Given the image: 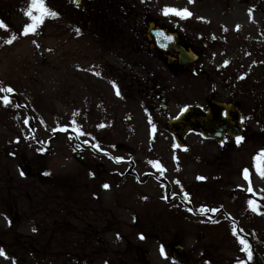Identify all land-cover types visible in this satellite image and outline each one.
I'll return each mask as SVG.
<instances>
[{
  "label": "rangeland",
  "instance_id": "1",
  "mask_svg": "<svg viewBox=\"0 0 264 264\" xmlns=\"http://www.w3.org/2000/svg\"><path fill=\"white\" fill-rule=\"evenodd\" d=\"M130 3L139 13H147L153 19L171 25L187 42L188 28L197 29L198 24H201V29L205 28L203 22L213 21L216 28L224 23L226 29L242 32L243 41L238 44L247 46L249 50L238 53L241 60L246 61L243 64L245 69H240L239 75L242 79L238 87L241 93L235 97L240 108L246 110L244 118L247 123L241 141L253 142L254 147L250 146L252 151L258 147L264 149L261 146L264 145V118L259 120L255 112V108L261 106L264 117V54H261L264 52V0H249L247 3L242 0H130ZM29 4L30 0H0V21L7 25L0 26V86L14 89L11 93L0 92V96L10 97L7 105L0 100V248L6 253L0 255V264H146L144 255L148 264H180L171 256L170 244L175 241L188 252V260L182 264H240L244 245L227 227H207L194 221L184 223L179 218L172 222L163 211L183 210L172 209L168 205L167 208L163 202H157L153 195L160 191H156L152 182L137 186L123 179L105 189L102 177L105 174L101 173L100 167H91L89 171L75 160L72 152L81 150L80 147L87 148L82 150L83 163L93 164L97 158L98 162L112 169L113 164L108 166L110 158L106 153L114 158L134 154L140 162L153 156L171 163L168 176L183 179L177 175L186 171L177 170L174 160L181 157L183 166L187 158L169 149L173 140L167 130L161 129L164 134H160L158 144L157 140L151 145L146 144L151 139L147 133L143 134L147 127L139 126L145 117L135 118L133 113L128 118L130 109H122L123 102L114 101L108 93L106 96L96 85V80L90 78L91 62L103 64L118 60L116 53L101 47L99 37L87 34L77 37L70 30L74 19L57 15L52 16L56 20L53 25L45 22L51 17L49 15L35 32L23 35V27L30 19L25 14ZM165 6L187 8L192 15L186 18L165 15L162 11ZM193 35L195 40L201 41L195 33ZM10 39L12 42L8 43ZM98 71L103 70L99 68ZM256 76L260 81H256ZM98 83L101 87L104 85V82ZM205 85L200 75L188 80V98L182 103L205 108L206 89H210ZM225 88L226 85L221 84L216 89ZM97 93L101 96H96ZM227 95V92L223 94ZM172 102L170 116L180 107L177 100ZM36 114L43 122L34 119ZM235 141L226 136L223 143H218L195 131L188 134V166L185 168L189 174L188 192L193 189L199 195H194L198 201L196 206H201L198 198H201L202 185L206 186L199 177L209 178L205 193L214 204L228 203L232 193L243 190L238 172L243 164L250 161V156L245 154L244 148L239 152ZM121 142L128 144L116 146ZM90 146L97 147V153ZM21 158L32 163L36 172L43 170L48 177L44 181L38 173L35 177H28ZM119 167L114 168H122ZM21 170L24 175H21ZM253 174V187L264 198L261 177H257L255 172ZM213 175H218V178H213ZM93 177L98 178L93 213L75 211L71 202L84 197L85 183L92 182ZM44 193L63 196L53 206V216L60 221L65 218L74 222L73 229L58 228L49 215L47 225H36L40 216L35 214L37 208L31 206L28 196L39 195L38 201L42 202ZM142 193L148 194L149 198L142 197ZM16 201L25 212L31 208L34 215L32 219L24 218L21 226L12 230L16 223ZM146 207L151 209L150 216L163 217V212L166 217L155 223L148 217ZM45 228L46 236L54 238L53 242L59 243L57 248L64 249L65 253L89 252L87 241L91 237L96 241L94 252L101 256L96 260L81 261L28 258V253L41 246L38 242ZM199 231L204 232L203 238ZM243 231L251 234L247 229ZM140 233L145 239H140ZM19 236H22L21 240ZM79 239L82 240L79 242ZM258 243L254 240L255 246ZM161 245L166 255L161 254ZM30 246L34 248L30 249ZM261 256L263 260L264 255Z\"/></svg>",
  "mask_w": 264,
  "mask_h": 264
},
{
  "label": "flooded vegetation",
  "instance_id": "2",
  "mask_svg": "<svg viewBox=\"0 0 264 264\" xmlns=\"http://www.w3.org/2000/svg\"><path fill=\"white\" fill-rule=\"evenodd\" d=\"M66 1H68V4L65 11H70L76 18L74 28L70 30L75 32V34H77V30H79V35L89 34L101 37L102 39L100 42L102 47L109 50L110 53H116L118 56L117 61L103 62V64L101 62H91V68H89L90 78L99 80V82L104 79V83L108 85L106 90L109 91L108 94L110 96H112V93L116 94V89L118 88L121 94L119 96L116 94V98L123 102L122 109H130L128 118H130L133 113L145 117V119H142L143 123L141 122L139 124L140 127L146 126L147 128L151 127L154 128V130H158V127L162 126L163 123H168L172 118L169 116L172 106L171 102L173 100L183 101L188 98V80L194 77L193 75L197 72V61L189 64L185 63L183 61L182 51L174 46H170L166 50H159L156 45L151 46V42L145 34L148 24L152 21H154L155 26L163 24H160L158 20L149 18L147 14H140L132 6L130 0H83L81 4H76L73 0ZM164 26L168 27L166 25ZM168 30H170L169 27ZM194 33L201 41H197L193 38ZM179 39V42L185 49H193L198 55L200 66L199 73L201 74L204 84L213 85V87L221 84L226 85V88L220 91L207 88L208 103L211 98L219 102L234 103L240 109L242 117H246V110L241 109L239 104L235 101V97L240 96L241 93L238 88L241 84V78L238 77L236 71L238 63L240 62L238 53L240 49L247 48L245 45L238 44L241 41V35L236 34L234 31L217 29L214 24H210L202 29L188 28V42L183 39L182 35L179 36ZM225 61H228V63L225 64ZM99 68L103 71L99 72ZM97 72L102 76L98 77V75H96ZM113 82H115V86ZM225 92H227V96H223ZM185 105H188V103ZM255 110L257 118L262 120L264 118L262 108L260 107L259 112L257 109ZM245 122L247 123V121ZM187 136L188 132L185 138ZM250 146L254 147V143H242V141H240V143L237 144L239 152L244 148L245 154L250 156V161L243 164L238 172L240 179L243 181V190H237L239 191L238 193H232L229 196L228 203L225 204L223 202L214 204L212 200H208L206 197L201 198L202 203L206 204L209 208H205L206 210L202 212H195L196 216H193V218H188V213L185 212L181 218L184 223H191L194 221L200 225L203 223L207 227H212L221 223L247 228H252V226L255 227L261 224H263L261 226H264V198L262 195L256 197L257 195L255 193L252 194V191H248V181L252 183V177L254 175V159L260 152L257 150L259 147L252 151ZM261 146L263 147L264 145L262 144ZM188 150L187 140L183 151V155L187 158L185 165L182 166L181 157L174 160V166L177 170L183 171V169H185L186 171L185 173L177 175L178 178L183 179H177L179 181L176 185L177 188H175L177 194L171 199L177 208L179 204L188 207V203L180 197L182 195V190L188 192V169L185 168L188 166ZM157 161L159 162V159ZM160 162L163 166L155 167V169L154 165L156 164H153L152 160L140 163V165L134 162L131 165L133 168L130 171V167L126 163V159H124L122 163L125 164L126 168L122 176L131 177L138 182L150 180L151 178L152 180L156 179L159 182H163L162 176L170 170L171 163L162 160H160ZM261 162L264 171V157H262ZM83 165L84 168L86 166L89 171L91 167H100L101 171L107 175L108 180L110 179L111 181L113 177L118 176V173H114L111 168L106 167L103 163L94 162L93 165L91 163H84ZM245 168L248 169V181L245 180L244 176L245 173L243 170ZM128 169L132 174H125ZM147 170L152 172L145 175V179H141V175H144V171ZM153 170H155V172H153ZM37 173L41 175L43 181L48 177L43 170L29 173L28 176L34 177ZM262 176L264 177V175ZM82 180H84V178ZM209 181V178H207L205 182L207 187L206 191H208ZM203 186L205 187L204 184ZM84 187L86 189L83 194L84 197H78L75 203H71L74 204L75 211H85V214L93 213V207L96 203L95 184L89 181L85 183ZM169 189L170 192H172L174 188L171 186ZM190 191L194 193L193 189ZM197 195L198 194H196V196ZM38 196L39 195L28 196L32 204L31 206L37 208L35 209V214H37V217L38 215L40 216V219H38L39 222H37L36 225H47V218L49 215L53 217L52 223L56 224L58 228H68L69 230L72 223L66 221L64 218H62L61 221L58 220V217L53 216L52 211V209L55 208L53 206H56L63 196L57 193L49 196L44 193L41 197L42 202L38 201ZM191 196L192 195L187 193V201L190 200ZM251 197H255L254 199L259 206L258 211L249 208L248 200ZM37 202L40 205L37 204ZM196 202L197 201L194 199L193 205L189 206H191L192 209L197 207ZM63 207H65V205H63ZM213 207H219L217 214L213 215L212 211H210ZM228 208H232L231 212L234 215L232 219L227 216ZM15 209L16 223L12 230H14L15 226L19 228L24 218L32 219L34 215L31 208L25 212L17 201L15 203ZM169 214L170 216H168V219L172 222L175 221L176 215H171L173 214L172 212ZM189 219L191 221H188ZM208 219L212 220L210 221ZM75 221H77V219H75ZM153 221L157 223L155 217ZM74 225L75 224H73V227ZM47 228L44 229L43 237L38 242L41 246L39 248L30 246V249L34 248V251L27 254L28 258L81 261L91 260L101 256V254L94 252L96 241L91 237L87 241L89 252L65 253L64 249L57 248L59 243H57V241L54 243V238L46 236ZM21 237L22 236H19V240H21ZM81 240L82 239H79V242ZM13 241H15V239H13ZM251 264H264V259L262 260L261 255L259 256L255 251Z\"/></svg>",
  "mask_w": 264,
  "mask_h": 264
},
{
  "label": "snow or ice",
  "instance_id": "3",
  "mask_svg": "<svg viewBox=\"0 0 264 264\" xmlns=\"http://www.w3.org/2000/svg\"><path fill=\"white\" fill-rule=\"evenodd\" d=\"M163 13L165 15H168V14H174L176 16H180V17H188V16H191L192 13L187 9V8H183V9H180V8H176V7H170V6H165L163 9H162ZM249 11H251V9H249ZM35 13H38V14H35ZM29 18H30V21L29 23H26L23 27V32L22 34L23 35H27L28 33L30 32H35V30L37 29V27L44 21V19L51 15V16H55L57 15V13L55 12H52L51 9H49L47 7V5L45 4V0H30V4H29V7L26 9V13H25ZM200 19H203L202 17ZM0 26H3V27H7V25H4L3 24V21H0ZM237 28H239V25H237ZM77 34H79V30H77ZM15 37L13 36V39ZM168 39H171V37H168ZM12 40H8V43H11ZM228 61H225V64H227ZM96 75H101L99 72L96 73ZM114 86H115V82H113ZM14 89L11 87V86H0V92H7V93H11L13 92ZM116 94L119 96L121 93L119 92V89L117 88L116 89ZM0 100H2L6 105L10 102V97L8 95H3V96H0ZM17 107H19L17 105ZM225 116L228 115L227 112L224 113ZM25 124L28 123V120L25 119L24 121ZM73 124L76 123L75 120L72 121ZM77 129L79 130L80 126L77 125L76 126ZM66 130V129H65ZM79 134H83L82 132H80ZM88 135H91L90 133H88ZM71 138V137H70ZM243 139L242 136H237L236 137V142L237 144L240 143V141ZM17 140H19V137H17ZM85 143H89L88 141H85ZM221 143H223V141H221ZM44 149H38V151H43ZM103 151V149H101ZM110 155V153H109ZM261 157H264V149H261L260 152L257 154V156L255 157L256 160H260ZM115 159L117 160H120L122 158L120 157H116ZM153 164H156L157 167H162V165L159 164L158 161H152ZM259 168V166H257ZM245 174H247L248 172V169H244L243 170ZM25 173L23 172V170H21V175H24ZM94 175V173H93ZM261 175H264V171L261 172ZM200 179H204V177H199ZM177 183H179V181H177ZM103 187L105 189L109 188L110 185L108 183H104L103 184ZM248 191H252L251 187L248 188ZM175 195V194H173ZM185 196H187V193H185ZM164 199H167V196L163 197ZM248 204L249 206L255 211L257 210L258 208V205L257 203L254 201V200H249L248 201ZM206 209L204 208V206H201V209L200 211H205ZM189 211H192V209H189ZM210 211L212 212H216L218 211V209H210ZM35 231V229H33ZM139 237L140 239H145V236L143 233H140L139 234ZM117 238H119V233H117ZM240 243L242 245H244V250L247 252V258L248 260H251L252 259V252L250 251L249 249V245H248V241L241 238L240 240ZM160 252L162 255H166L165 251H164V246L161 245L160 246ZM0 255H6V253L4 252L3 248H0ZM105 264H107V262H105ZM240 264H245L244 261H241Z\"/></svg>",
  "mask_w": 264,
  "mask_h": 264
},
{
  "label": "water",
  "instance_id": "4",
  "mask_svg": "<svg viewBox=\"0 0 264 264\" xmlns=\"http://www.w3.org/2000/svg\"><path fill=\"white\" fill-rule=\"evenodd\" d=\"M218 109H220L218 107ZM216 109L213 112V116H206V117H198L193 116L192 114L188 116V122H183L186 126V128H198L201 129L204 133H209L213 136H215L217 139H222L224 135L225 129H228V131L234 135L238 129V122H237V115H232L227 119H222ZM24 164L28 167V169H31V166L27 164V162H24ZM173 255L176 257L179 261H184L186 258V253L183 249V247L179 244L173 245Z\"/></svg>",
  "mask_w": 264,
  "mask_h": 264
}]
</instances>
